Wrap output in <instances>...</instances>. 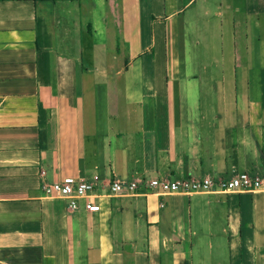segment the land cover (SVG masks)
<instances>
[{
	"label": "crops",
	"instance_id": "crops-1",
	"mask_svg": "<svg viewBox=\"0 0 264 264\" xmlns=\"http://www.w3.org/2000/svg\"><path fill=\"white\" fill-rule=\"evenodd\" d=\"M241 172L264 174V0H0V264H264V192L43 191Z\"/></svg>",
	"mask_w": 264,
	"mask_h": 264
},
{
	"label": "built area",
	"instance_id": "built-area-1",
	"mask_svg": "<svg viewBox=\"0 0 264 264\" xmlns=\"http://www.w3.org/2000/svg\"><path fill=\"white\" fill-rule=\"evenodd\" d=\"M98 175L91 179H76L63 177L59 181L43 186V191L49 197H59L69 201L70 209H77L81 200H85V207L90 212H98L101 206L95 197L100 186L106 196L118 193L130 195H160L171 193H231V192H264V174H252L248 172L237 173L230 178H187L171 181L168 179L154 178L149 180H135L131 182L111 181L104 184Z\"/></svg>",
	"mask_w": 264,
	"mask_h": 264
},
{
	"label": "rangeland",
	"instance_id": "rangeland-1",
	"mask_svg": "<svg viewBox=\"0 0 264 264\" xmlns=\"http://www.w3.org/2000/svg\"><path fill=\"white\" fill-rule=\"evenodd\" d=\"M201 250H202V248H199V247H197V248L195 249V262H196L197 264H198L199 260H201V259H200ZM203 250H205V249H203ZM198 252H199V254H197Z\"/></svg>",
	"mask_w": 264,
	"mask_h": 264
}]
</instances>
